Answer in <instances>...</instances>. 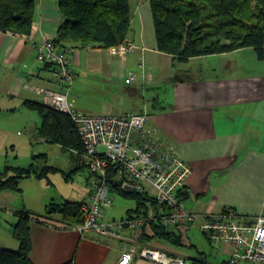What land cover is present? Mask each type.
Returning <instances> with one entry per match:
<instances>
[{"label": "crops", "instance_id": "0c3cea01", "mask_svg": "<svg viewBox=\"0 0 264 264\" xmlns=\"http://www.w3.org/2000/svg\"><path fill=\"white\" fill-rule=\"evenodd\" d=\"M33 9L31 33L27 38L0 32V109L10 112L23 106L24 100L40 101V96L29 90L30 86L62 90L52 78L51 67L39 63L35 55L40 42H51L56 36L60 21L58 8L53 0H33ZM126 40L133 49L122 54L90 47L66 53L74 77L68 92L73 108L86 115L145 112L147 127L157 132L159 140L174 145L177 154L190 167L181 191L186 193L182 199L186 209L211 214L231 208L244 216L264 215V55L263 60H259L252 48H239L224 54L196 57L182 63L194 61L196 66L192 73L183 65H173L170 56L156 50L155 42L146 44L142 26L137 37L127 35ZM129 73L135 76L134 80L129 79ZM40 154L45 155V152ZM70 157L76 169L83 168L78 165L76 151L70 150ZM83 170L85 186L78 198L50 196L44 201V212L40 214H34L24 203L10 206L25 209L37 218L27 225L31 243L28 255L32 264L69 261L72 264H117L121 246L132 243H136L137 250L148 246L180 255L160 245L167 240L150 238L151 231H144L146 238L136 237L138 233L133 230L105 237L66 228L57 213L45 216L47 205L64 201L80 203L88 199L91 175ZM0 197L7 201L11 197L15 199L8 193H0ZM132 204L123 213L112 204L105 209L101 220L127 217V212L135 207ZM16 221L15 216L10 228ZM191 226L168 227L167 230L180 236L179 244L193 247L186 241ZM1 247L13 250L18 244L15 241ZM218 251L221 254L207 257L199 252L197 256L184 259L189 262L202 256V264H225L227 250ZM130 264L159 263L136 258Z\"/></svg>", "mask_w": 264, "mask_h": 264}, {"label": "trees", "instance_id": "16d2710c", "mask_svg": "<svg viewBox=\"0 0 264 264\" xmlns=\"http://www.w3.org/2000/svg\"><path fill=\"white\" fill-rule=\"evenodd\" d=\"M53 1L58 8L60 21L51 42L61 51L67 53L71 49L87 47L107 50L110 46L126 41L131 22L129 0ZM147 1L152 15L155 48L170 56L173 65L205 55L233 52L239 48H252L256 58L263 60L264 0ZM33 11V0H0V32L27 38L31 33ZM22 104L40 116L36 131L38 137L66 150H74L78 156L83 152L80 137L67 114L45 105L41 97L40 101L24 100ZM44 156L33 154L31 159ZM49 169L47 165L38 168L34 162L21 167L6 165L0 170V191L20 193V180L29 177L41 179ZM108 183L114 191L115 185L111 178H108ZM114 193L133 200L135 207L127 212L128 218L146 213L148 200L142 193H126L117 189ZM181 196L184 199L186 193H181ZM79 204L64 201L58 205H47L44 215L59 214L66 228L70 229L72 225L82 223ZM14 215L17 221L9 232L18 248H0V264H32L28 255L31 243L27 225L30 219L37 218L25 209L16 210ZM149 226L153 233L150 238H160L175 245L180 243V236H175L167 230L168 227L155 223ZM144 236L145 232L142 231L141 238H146ZM203 260L202 256L190 259L193 263L200 261V264Z\"/></svg>", "mask_w": 264, "mask_h": 264}, {"label": "built area", "instance_id": "2783aa9c", "mask_svg": "<svg viewBox=\"0 0 264 264\" xmlns=\"http://www.w3.org/2000/svg\"><path fill=\"white\" fill-rule=\"evenodd\" d=\"M132 49L126 40L110 46L107 52L122 54ZM35 50L37 61L52 67V78L62 90L35 86H30L29 90L39 95L45 105L68 115L83 147L78 165L91 175L90 195L79 204L82 223L72 225V229L105 237H116L122 231L133 230L139 237L142 231H150V223L175 228H188L197 223L211 247L227 250L225 264H264V215L244 216L231 208L211 214L186 209L181 191L190 167L177 154L174 145L159 140L157 132L147 127V114L86 115L76 111L68 99L74 77L66 51H61L50 41L40 42ZM128 75L134 80V75ZM108 178L112 179L115 190L142 193L148 200L146 213L103 222L101 215L111 206L115 195ZM136 246V243L122 245L117 264H130L136 258L159 264L201 263L188 262L180 255L148 246L137 250Z\"/></svg>", "mask_w": 264, "mask_h": 264}, {"label": "rangeland", "instance_id": "374dc122", "mask_svg": "<svg viewBox=\"0 0 264 264\" xmlns=\"http://www.w3.org/2000/svg\"><path fill=\"white\" fill-rule=\"evenodd\" d=\"M129 4L131 22L128 35L137 37L142 26L146 44L153 45L155 39L148 1L129 0ZM181 65L189 71L196 66L194 61L190 64L181 63L177 66L180 67ZM191 72L193 73V70ZM0 110V170L6 165L21 167L27 166L30 162H34L38 168L45 165L50 167L49 170H46L45 177L39 180L35 177L20 180L18 184L20 190L22 189L20 194L13 191H0V193H8V195L15 197V199L11 197L8 201L0 197V246H9L15 242L8 230L12 220L15 219L14 213L17 210L10 207L11 205L24 203V206L34 214H40L44 212V201L50 196L56 199L60 195L78 198L79 191L81 192L85 186L86 172L83 168L76 169L74 160L70 157V150L67 149L66 151L58 144L49 143L44 138L38 140L35 129L39 123V115L35 111H29L20 105L17 106L14 112L6 111V109ZM44 152V158L31 159L33 154L38 155ZM132 203L131 198L126 199L117 194L113 197L111 205L113 204L116 209H119L120 213H123L124 210L133 205ZM30 221L35 220L30 219ZM192 225L193 227L191 226L188 230V240L186 241H189L193 247H188L185 244L171 245L167 241H161L160 245L163 248L178 251L183 258L197 256L199 252H204L207 257L209 255L215 256L216 253L221 254L220 251L210 246L206 236L199 230L198 224L194 223ZM1 248L8 249L6 247Z\"/></svg>", "mask_w": 264, "mask_h": 264}]
</instances>
